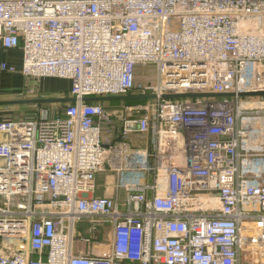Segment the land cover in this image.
Segmentation results:
<instances>
[{"label":"built area","instance_id":"2783aa9c","mask_svg":"<svg viewBox=\"0 0 264 264\" xmlns=\"http://www.w3.org/2000/svg\"><path fill=\"white\" fill-rule=\"evenodd\" d=\"M0 49L22 54L0 64L29 82L21 98L56 79L75 99L0 121V264H264V97L240 96L264 92V0H0ZM188 93L232 96L166 98ZM117 96L153 98L83 102ZM149 158L152 183L122 204L92 196ZM97 219L105 241L77 234Z\"/></svg>","mask_w":264,"mask_h":264},{"label":"crops","instance_id":"0c3cea01","mask_svg":"<svg viewBox=\"0 0 264 264\" xmlns=\"http://www.w3.org/2000/svg\"><path fill=\"white\" fill-rule=\"evenodd\" d=\"M5 63L7 66L14 67L17 71L22 66V54L19 50L4 51L0 49V64ZM27 80L17 74H8L0 72V102L4 101H15L21 99H35V98H61V94L66 90L67 84L63 80L56 79H43L37 85V94L35 97L21 98L19 94L23 91L24 87L28 84ZM145 101V100H143ZM21 105V106H0V121L4 119H22L28 118L27 110L39 111V109L32 105ZM26 109V110H25ZM116 109V108H114ZM119 126L116 123L114 127V133L111 134L110 139L116 140L117 133L115 128ZM107 128L103 131V138H107ZM0 136V140H1ZM130 143L134 148H141L147 150L149 153L153 152L154 138L151 135H140L132 133L129 136ZM115 164V158L112 160ZM149 171L144 173L142 171L127 172L121 175V185L119 188L116 187L117 178L113 172L106 170L97 175L96 177V190L92 193L93 197H106L113 198L118 204H122L126 200V192L124 185L137 187L142 183L151 184L154 179L153 161L151 158L148 160ZM152 194L147 192V197ZM103 220V219H101ZM105 220V219H104Z\"/></svg>","mask_w":264,"mask_h":264},{"label":"water","instance_id":"95a60500","mask_svg":"<svg viewBox=\"0 0 264 264\" xmlns=\"http://www.w3.org/2000/svg\"><path fill=\"white\" fill-rule=\"evenodd\" d=\"M232 95L224 94H182V95H172L166 96V98H203V97H231ZM240 96H253V97H264V92L251 93V94H241ZM153 96H117V97H89L84 98L83 102H117V101H128V100H149ZM74 98H35V99H21L15 101H4L0 102V106H21V105H33L41 107L47 104H62V103H74ZM107 251V246H97L95 247V253L99 255H105Z\"/></svg>","mask_w":264,"mask_h":264},{"label":"rangeland","instance_id":"374dc122","mask_svg":"<svg viewBox=\"0 0 264 264\" xmlns=\"http://www.w3.org/2000/svg\"><path fill=\"white\" fill-rule=\"evenodd\" d=\"M144 75H148L150 77L154 76V68L148 67L142 70ZM140 76V75H139ZM154 78H152V81ZM155 83V80H154ZM147 102V101H146ZM43 108L50 116H54L55 114H64L68 112L69 107L63 104H47L43 105ZM26 110V109H25ZM27 116L33 117L36 114V109L33 111L27 110ZM111 111V110H110ZM4 201L0 199V204ZM111 227L110 221L105 220H82L76 224V232L80 236L84 237H93L96 239L106 240L107 232ZM262 260V258H261Z\"/></svg>","mask_w":264,"mask_h":264},{"label":"trees","instance_id":"16d2710c","mask_svg":"<svg viewBox=\"0 0 264 264\" xmlns=\"http://www.w3.org/2000/svg\"><path fill=\"white\" fill-rule=\"evenodd\" d=\"M145 101H138V100H128V101H117V102H92L90 104H101L104 106L107 110H113L114 108H121L123 106H130V105H143ZM63 105L67 107L73 106V103H62ZM28 107H32L28 106ZM37 106H34L36 108ZM43 108V106L39 107V109Z\"/></svg>","mask_w":264,"mask_h":264},{"label":"bare ground","instance_id":"6f19581e","mask_svg":"<svg viewBox=\"0 0 264 264\" xmlns=\"http://www.w3.org/2000/svg\"><path fill=\"white\" fill-rule=\"evenodd\" d=\"M260 251H264V248L262 247V248L260 249Z\"/></svg>","mask_w":264,"mask_h":264}]
</instances>
